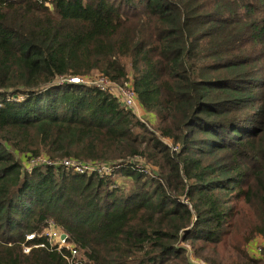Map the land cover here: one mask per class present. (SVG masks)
<instances>
[{"label": "trees", "instance_id": "1", "mask_svg": "<svg viewBox=\"0 0 264 264\" xmlns=\"http://www.w3.org/2000/svg\"><path fill=\"white\" fill-rule=\"evenodd\" d=\"M93 72L129 81L154 128L59 82ZM50 219L73 264H193L185 242L263 264L246 245L264 240V0H0V264H70L25 239Z\"/></svg>", "mask_w": 264, "mask_h": 264}, {"label": "built area", "instance_id": "2", "mask_svg": "<svg viewBox=\"0 0 264 264\" xmlns=\"http://www.w3.org/2000/svg\"><path fill=\"white\" fill-rule=\"evenodd\" d=\"M75 82V83H83L88 85H93L98 87L99 89L103 91H107L125 107L131 109L143 122L147 124L146 119L148 120L150 117L142 115L140 116V110L141 106L136 98V94L133 90V88L130 85L129 81H123V82H116L111 81L104 75H97V77H92L91 75L87 76H69V77H60L59 82ZM164 138L167 140L165 141ZM163 140L171 145V141L169 138L164 137ZM172 149L177 150L178 145H171ZM29 163L31 165L33 164H42V163H63L66 166H70L72 169L77 171H95L98 174H108L111 172V167L108 162H99V161H81L74 158H63V159H53L50 160L44 155H40L37 157H33L31 160H29ZM28 163V164H29ZM62 233H65L64 231L60 230L55 222L50 219L48 220L46 226L42 228L39 232H29L25 234L26 240H32L35 236H42L50 245H56V247L60 250L62 247L69 250L68 252H63L62 255L65 257V259L70 263L73 264L78 260V249L71 241L67 239V234L65 233L63 236H61ZM43 242L39 244H31V243H22V250L24 252H28L32 246H43ZM259 245H257L256 250L259 252L261 249ZM263 250V248H262ZM262 250L259 253V256L264 257L262 253ZM253 255V254H252ZM197 260V259H196ZM207 264V263H203ZM264 264V259H263Z\"/></svg>", "mask_w": 264, "mask_h": 264}, {"label": "rangeland", "instance_id": "3", "mask_svg": "<svg viewBox=\"0 0 264 264\" xmlns=\"http://www.w3.org/2000/svg\"><path fill=\"white\" fill-rule=\"evenodd\" d=\"M97 75H98L97 72H93L91 74L92 77H97ZM139 114H140V116L145 115L144 112H142V110H140ZM146 121H147L146 125H148V127L154 128V124H153V122L152 123L150 122V118L148 120L146 119ZM164 140L167 141L168 139L166 140L164 138ZM149 166L152 167L151 165H149ZM114 178H115L116 181H118L120 183H122L124 180H126L124 176L121 177L120 175H115ZM127 184H130V182L127 183ZM183 245L188 248V253H189L190 257H191V261H192L193 264H203V263H205V262L198 261V260H196V258L193 257V254H192L191 249L189 248L188 242H185ZM257 245H259L261 247L260 248L261 250L264 247V240L261 237H255L249 243H247L246 246H247V249L250 252V254L259 255L261 250L259 252L256 250ZM79 255H80V253H79ZM263 256H264V254H263ZM263 259H264V257H263Z\"/></svg>", "mask_w": 264, "mask_h": 264}, {"label": "crops", "instance_id": "4", "mask_svg": "<svg viewBox=\"0 0 264 264\" xmlns=\"http://www.w3.org/2000/svg\"><path fill=\"white\" fill-rule=\"evenodd\" d=\"M141 110H142V112H144L145 116L147 115V116L150 117V119H152V114L151 113L145 111L142 107H141Z\"/></svg>", "mask_w": 264, "mask_h": 264}, {"label": "water", "instance_id": "5", "mask_svg": "<svg viewBox=\"0 0 264 264\" xmlns=\"http://www.w3.org/2000/svg\"><path fill=\"white\" fill-rule=\"evenodd\" d=\"M65 233H62L61 236H63Z\"/></svg>", "mask_w": 264, "mask_h": 264}]
</instances>
